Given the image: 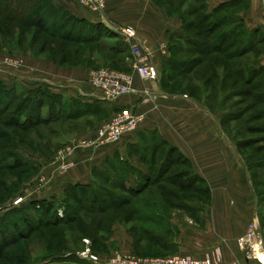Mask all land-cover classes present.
Wrapping results in <instances>:
<instances>
[{
    "label": "rangeland",
    "instance_id": "rangeland-1",
    "mask_svg": "<svg viewBox=\"0 0 264 264\" xmlns=\"http://www.w3.org/2000/svg\"><path fill=\"white\" fill-rule=\"evenodd\" d=\"M150 1L156 8L166 10L168 17L176 20L182 28L185 27L190 35L205 39L200 30L202 28L198 27L204 24L199 2L196 0ZM208 1L213 2V0ZM7 2L12 4L13 1L7 0ZM81 3L91 10L92 7L85 0H81ZM260 8L259 6L258 10ZM254 10L255 0H244L239 6L229 8V12L233 15H247L251 18H254V13L252 16ZM168 11L172 14L170 15ZM5 22L6 19L0 16V67L29 75L33 79L34 74L42 77L51 76L60 81L57 83L59 86L73 85L74 89H71L75 91L95 94H101L102 91L95 77V74L101 70L131 75L134 88L136 80L143 82L133 70L134 60L131 57L130 48L128 57L113 55L104 51L101 44H81L73 40H60V38L50 37L48 33L36 27H28L23 22L15 21V24ZM130 29L136 36L138 35L135 28ZM47 40L62 42L61 47H58L62 50L56 48L54 44H47ZM171 40L174 42L169 44L170 60L201 57L194 53L190 45L183 44L178 39ZM257 49L237 60L255 63L264 59V49L262 47ZM206 58L209 59H205L203 64L197 68L194 67L185 75L173 73L174 70L172 71L169 63L164 60L161 67H157L158 95L161 98H169L168 101L172 103H188L187 105H190L192 109L186 107L187 110L183 111L188 119L192 117L191 111L198 106L206 112L215 114L214 116L220 120V126L226 134L222 136L224 140L228 139L232 157L242 168H249L248 176H252L258 193L261 192L258 197V218L261 229L264 231V139H262L264 132L254 129L264 128V107L257 103L252 86L244 84L234 75L232 71L234 61H227L218 54H212ZM215 61L218 64L214 70L215 75L212 77L210 66ZM48 67L57 73L53 76L45 71ZM131 68L132 71H130ZM32 82L27 78L19 79L17 85L28 89ZM145 85L150 86L149 83ZM158 99L151 101L150 104L157 105ZM125 110L131 113V118L122 121L123 125L130 129L135 126L137 131L144 117L138 113V109L130 107L107 113L91 111L75 120L26 129L5 126L2 119L7 116L0 115V133H9L12 138L0 139V152L9 154L15 152L20 159L26 160L25 164L19 168L0 171V217L5 215L7 209L12 208L10 205L13 200L23 198L29 202L44 188L54 184V180L79 167V152L87 151L85 158L91 159L89 163H92L99 159V153L94 154L99 149L117 145L120 141L106 142L98 135V131L116 118L122 120ZM228 113H239L243 116L237 121L222 123V118ZM173 116H181V113ZM193 116H195L194 111ZM130 133L132 132L127 134ZM67 147H71L72 153L62 152ZM189 147L188 149L192 151L193 147L190 145ZM168 148L169 146L163 145L160 148L161 154L157 153L156 169L160 168L162 160L166 158ZM168 156L176 164L169 165L171 172H167V175L163 174L165 179L182 171H194L190 162L184 163L178 153L170 151ZM130 161L140 171H147L138 158L130 157ZM125 164L126 162L120 163V166L123 167ZM152 175L156 178L158 172ZM94 177L98 180V177ZM195 186L200 190H196L195 187L179 188L172 182L158 181L133 198L121 190H116L118 194L130 198L129 205L121 204L122 208L112 207L104 213H96L91 209L90 202L85 201L76 221L65 225L60 224L57 227L49 226L26 239L20 237L4 250L0 264H92L81 258L82 254H91L102 261L116 264L131 258H164L182 254L178 250L177 240L180 233L175 221H179L181 225L184 222L190 224L188 219L192 215L176 208L175 205L185 203L195 207L197 209L195 215H200L208 209L211 200V194L207 192L208 188L204 182H199ZM131 210H139L141 213L132 216ZM59 214L63 216L62 211ZM25 215L30 216L27 213ZM146 215H156L159 218L154 216L157 220H146L144 219ZM11 218L16 220L18 216H11ZM147 231L150 233L146 234ZM155 236L166 239L170 244L169 249L154 243L152 237ZM50 255L59 257L57 262L43 263V260Z\"/></svg>",
    "mask_w": 264,
    "mask_h": 264
},
{
    "label": "trees",
    "instance_id": "trees-1",
    "mask_svg": "<svg viewBox=\"0 0 264 264\" xmlns=\"http://www.w3.org/2000/svg\"><path fill=\"white\" fill-rule=\"evenodd\" d=\"M12 1L11 4L7 0H0V16L6 19L5 23L23 22L28 27H36L48 33L50 37L60 38V40H73L81 44H101L103 46L102 49L110 54L127 55L128 57L129 47L122 41L121 36L102 24L95 25L86 20L75 18L66 11L54 7L47 0ZM196 1L200 4L199 10L204 21V24L198 27L202 28L200 30L205 39L190 35L186 28L183 27V38L181 41L183 44L190 45L191 49L195 51L194 53L201 55V57L187 58L185 60H181V58L170 60V57L166 60L171 67L170 69H173V73L177 75H185L191 69L193 70L194 67L197 68L203 64L205 59H209L206 57L218 54L227 61H234L232 66L234 75L244 84L252 86L251 89L255 93L257 103L264 107V59L255 63L237 60L245 54L248 55L257 51L258 47L264 49V29L260 27L249 29L242 15H233L229 12V8L239 6L244 0L226 1L213 9L210 8L208 0ZM168 13L172 14L171 11H168ZM195 26L197 27V25ZM197 31L199 30L197 29ZM109 39L112 41H108ZM49 43L54 44L56 48L61 47L60 45L62 44V42L57 43L53 40L49 42L47 40V44ZM217 64V61L211 63L210 73L212 77L215 75L214 70ZM91 111L108 112L100 104L82 103L78 99L66 100L61 95L54 94L43 86H39L36 89H25L14 85L10 88L0 80V115L7 116L2 119V123L5 126L20 129L47 126L57 122L63 123L75 120ZM242 116L239 113L225 114L224 118H222V123L237 121ZM254 129L264 132V128ZM4 137L11 138L9 133H0V139ZM152 141L151 147L142 148L139 156L141 164L147 168L146 172L140 171L129 160L118 157L108 158L101 168L92 169L93 177L90 184L77 183L69 185L64 190V195L61 198L53 197L40 200L33 198L29 202L25 201L20 206L7 209L5 215L0 217V259L4 255V250L20 239V237L26 239L28 236L34 235L49 226L57 227L60 224L65 225L76 221L80 216L82 204L85 201L90 202L91 209L96 213H104L112 207L120 209L125 204L129 205L130 198L118 194L116 190H121L133 198L158 181L180 182L182 185L180 184L179 188L192 189L195 187L196 190H200L195 184L204 181L195 171L186 170L174 174L169 179L164 178L163 174L167 175V172H171L169 165L176 164V162H172L168 158V153L170 151L178 152L174 148L169 147L166 152V158L162 160L160 168L156 169L157 153L161 151L160 148L163 145L168 144L166 142L163 143L159 138H153ZM3 153L0 152V171L2 169L19 168L26 162V160H23L24 158L20 159V156L15 152L10 154ZM148 153L150 159L147 157ZM123 162H126L127 165L125 164L121 167L120 163ZM183 162L189 163L184 158ZM34 168H36L35 164ZM247 170L249 171V168ZM156 171L158 172V177L155 178L152 174ZM94 176L98 177V180ZM250 181L259 209L258 197L261 192L258 193L251 175ZM175 207L189 212L196 221L200 220L195 215L197 211L195 207L188 206L185 203L176 204ZM60 211L63 212V216H60ZM25 213L30 214V216H26ZM140 213L141 211L139 210H131L130 215L135 216L140 215ZM11 216H18V218L13 220ZM154 216L146 215L144 219L157 220L156 218H159L158 216L154 218ZM162 219L166 220L165 218ZM148 233L150 232L147 231L146 234ZM152 239L154 243L169 249V242L161 236H155ZM58 258L50 255V257L43 260V263H56ZM78 261L76 262L80 263V260Z\"/></svg>",
    "mask_w": 264,
    "mask_h": 264
},
{
    "label": "crops",
    "instance_id": "crops-1",
    "mask_svg": "<svg viewBox=\"0 0 264 264\" xmlns=\"http://www.w3.org/2000/svg\"><path fill=\"white\" fill-rule=\"evenodd\" d=\"M47 1L71 16L91 24H102L111 30L135 28L138 32L135 42L141 45L149 60L157 67H161L162 62L169 59V44L174 42L171 39L182 40L183 38V30L179 23L168 17L166 10L156 8L150 0H105V7L101 12L91 7V10L88 9L81 0ZM226 1L230 0H213L215 3L209 1V5L213 9ZM259 6L262 9L258 10ZM253 13L254 18L242 15L246 26L249 29L257 27L264 29V7L259 0H255L252 16ZM34 68L38 69L36 66ZM47 69L42 70L53 76L57 73L50 67ZM26 78L33 81L28 89L43 86L66 100L78 99L82 103H97L108 112L130 107L138 109V113L144 117V121L136 132L126 134L117 145L103 147L104 150L101 148L94 153L95 155L99 153L100 157L92 163H89L91 159L85 158L87 151L79 152V167L54 180V184L44 188L38 196H34L35 200L61 198L69 185L90 184L93 168H101L108 158L113 157L125 158L129 161L130 157L139 159L142 148H150L153 138H159L163 143L168 144L165 145L166 147L174 148L184 160L190 162L193 170L204 181L211 194L208 209L196 215L198 219L200 218L199 221L192 217L188 219L190 224L184 222L181 225L179 221H175L180 233L177 240L179 252L183 255L203 257L219 248L226 264L234 262L262 264L246 258L238 243L239 239L245 235L248 223L258 218V202L247 168H242L232 157L228 139L224 140L222 135L225 133L215 114L197 106L193 109L195 116L191 111L192 117L188 119L183 113L187 110L186 107L192 109L190 105H187L188 103L169 102V98L159 97L158 85L153 90L151 86H146L145 82L142 85L143 82L139 80H136V94L124 96L116 102H104L95 93L73 90V85L59 86L57 83L60 81L51 76L42 77L34 74L33 79L29 75L0 67V80L8 87L17 85L19 79ZM147 89L150 90L151 97L144 95ZM157 98H159L157 105L150 104ZM178 113H181V116H173ZM189 145L193 147L192 151L188 149ZM147 157L150 159L149 153ZM174 184L180 187L181 183ZM260 258L263 256L260 255Z\"/></svg>",
    "mask_w": 264,
    "mask_h": 264
},
{
    "label": "built area",
    "instance_id": "built-area-1",
    "mask_svg": "<svg viewBox=\"0 0 264 264\" xmlns=\"http://www.w3.org/2000/svg\"><path fill=\"white\" fill-rule=\"evenodd\" d=\"M94 10L101 12L105 7V0H85ZM264 7V0H260ZM113 31L120 34L123 42L130 48L131 57L134 60L133 70L139 75L141 80L149 83L154 90L158 84V68L146 55L136 40V35L130 28L118 29L113 28ZM98 79L99 86L102 91L97 94V97L103 101H115L130 94H136L137 90L134 88L133 77L127 73H112L108 70H101L95 74ZM144 95L151 97L152 94L149 89L145 90ZM131 113L127 110L123 112L122 120L116 118L107 125L100 128L98 135L106 142H119L122 137L129 132H136L135 126L132 129L125 127L123 122L125 119L129 120ZM62 152L72 153L71 147H67ZM61 153V155H65ZM25 202L23 198L13 200L11 207H17ZM240 248L244 251L246 258L255 260L264 264V240L261 230L259 218H255L247 225L245 235L238 241ZM260 255L263 258H260ZM81 258L86 259L92 264H114L111 262L102 261L91 254H82ZM116 264H226L223 261L221 250L216 248L213 253L203 257H194L189 255L177 254L164 258H131L128 261L117 262ZM231 264H238L234 262Z\"/></svg>",
    "mask_w": 264,
    "mask_h": 264
}]
</instances>
